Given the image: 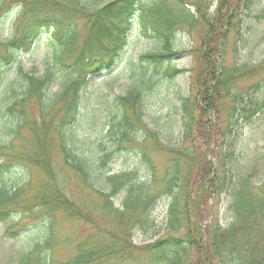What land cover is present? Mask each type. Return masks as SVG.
Listing matches in <instances>:
<instances>
[{
    "label": "rangeland",
    "instance_id": "374dc122",
    "mask_svg": "<svg viewBox=\"0 0 264 264\" xmlns=\"http://www.w3.org/2000/svg\"><path fill=\"white\" fill-rule=\"evenodd\" d=\"M27 1L29 0L7 1L0 35L5 37L9 30L15 34L17 25L21 26L30 21H37L43 27L38 41L28 51L19 55L22 71L39 77L43 75L50 60L51 45L54 43L50 38L49 27L61 21L78 30L83 37L84 21L64 9L45 7L29 11L24 6ZM109 1L112 0H100L99 4L103 5ZM156 1L160 7L168 9L169 16L174 17H179L180 5H186L193 13L195 8L188 5L195 4L200 13L209 19L220 5V0ZM235 2L236 5L230 10L228 3L223 5L224 11L227 13L228 10L231 17L226 29L225 43L219 48L221 56L217 55L219 66L226 73L225 78L233 77L227 83L229 94L218 100L217 104L212 103L210 108L196 112L195 125H191V119L187 124L182 121V104L187 99L185 115L189 119L195 105L193 99L190 97L188 100V97L191 96L192 82L200 69L196 55L205 35L202 21L178 25L173 47L174 50L180 51V54L169 58V61L164 60L167 58H159L156 64L152 59L140 58L145 54L160 52V43L144 36L137 25L133 27L122 61L116 63L112 69L104 66L99 74L101 78H95L91 86L84 91L76 124L70 126L67 131H73L71 142L80 153L87 156L101 153L97 157L98 163L104 164L101 165L100 173L106 171L107 176L135 173L142 183L149 178L148 165H153L160 178L170 159L167 151L173 149L180 150L188 157L194 153L191 159L194 164L198 163V168L202 167L205 157L210 160L211 166L213 164L211 169L215 170L224 160V172L228 179L231 175L241 172L246 174L250 170L254 174L253 181L256 184L264 181V110H254L246 113V120L239 119L235 128H231L235 131L231 142L228 132V121L233 114L229 112L232 93L253 100L264 98L257 87L260 79L264 77V0ZM131 5H134V10L137 11L145 3L142 0H132ZM120 7L116 9L119 10ZM24 9L28 11L26 14ZM118 19L113 21L117 23ZM218 38L215 39L214 45ZM172 69L183 71L171 76ZM150 71L154 73V78L150 84L145 85L141 104L134 107L136 112L143 115V120L135 115L134 110H130L128 121L135 129L149 134L152 138L129 137L116 143L107 132L108 123L122 110L118 107L116 99L138 85V77L141 74H148ZM23 85V76L16 66L9 70L0 85V117L3 118L0 124V187H7L10 194L23 187L19 197L32 211L20 213L18 217L10 215L5 220H0V264H16L21 249L39 239L43 233L44 236L51 237L53 242V249L48 254L54 264L73 260L80 243L89 249L107 248L112 244L113 236L122 239L129 255L125 257L127 264H139L136 261L138 259H141L140 264H144L142 257L138 258L140 248L151 245L167 232L165 222L170 203L168 197L161 195L150 208L149 218L153 224L143 221L136 224L129 221L120 226L118 222H112L101 214L105 203L101 196L103 192H108L114 207L120 208V182L115 179L112 181L118 186L115 193L113 184L102 189L101 184L94 180L92 186H88L82 175L80 177L63 158L56 133H50L46 137L47 158L50 161L48 171L34 167L26 160L29 154L36 152L30 126L33 123L39 124L41 118L37 100L26 98ZM54 90L56 86L52 88V91ZM9 101L18 104L2 108ZM234 105L239 109L243 103L237 99ZM21 114L25 115L27 123L19 127L14 138H9L10 127L14 125L17 115ZM231 119L233 121L235 117ZM3 131L5 134H2ZM185 135L187 139L182 142ZM228 146L232 150L224 159L223 152ZM185 157L187 156H182ZM198 173L196 170L195 177ZM51 186L59 187L67 195L68 201L71 200L86 216L70 218L59 212L56 214L52 236L48 226L51 214L34 203L39 202L41 197L47 198L51 193ZM223 189L215 194L208 193L204 203L196 210L197 214L202 215L203 223L217 220L221 227H226L233 221L226 185ZM155 190L162 188L158 184Z\"/></svg>",
    "mask_w": 264,
    "mask_h": 264
},
{
    "label": "trees",
    "instance_id": "16d2710c",
    "mask_svg": "<svg viewBox=\"0 0 264 264\" xmlns=\"http://www.w3.org/2000/svg\"><path fill=\"white\" fill-rule=\"evenodd\" d=\"M8 0H0V25L4 18V6ZM122 1V7L119 3ZM145 5L135 11L129 0H112L100 5V0H29L24 6L29 11L39 10L45 7L64 9L77 19L84 21V36L70 25L57 22L49 27L52 43V52L43 75L39 77L23 72L19 55L28 51L35 44L40 35L41 27L37 21H30L23 25H17L15 34L11 31L6 38L0 36V85L13 66L18 67L24 80V93L27 99L35 98L39 106L40 123H33L32 130L35 151L26 157V160L34 167H40L48 171L49 159L47 158V136L56 133L59 140V150L63 158L69 162V166L80 177L92 186L95 182L106 189L113 184V193L118 186L112 182H120L119 192L120 208H116L109 195L101 194L104 205L101 214L112 222H118L123 226L124 222H136L140 224L150 220V208L157 202L161 195L168 197L169 208L165 227L167 232L158 237L151 245L140 248L138 258L142 257L144 264H264V181L256 184L253 181L254 174L248 171L227 178L224 172V160L216 170L211 166L210 160L205 161L201 168L194 164L191 157L180 150L168 149L170 159L158 177L154 166L147 167L149 178L140 183L135 173H123L122 175H106L101 172V165L95 153L87 156L80 153L76 145L72 143L73 131L67 132L70 126L76 124L80 114L83 93L99 77L104 66L112 69L116 63L122 61L130 31L135 25L147 38L157 40L161 45L158 53L145 54L141 60L148 58L156 61L159 58L169 61V58L179 55L180 51L174 50L173 40L176 28L183 23L202 21L205 35L201 43L199 53L196 55L200 69L191 86V96L195 105L192 117L185 115L187 99L182 104V121L195 125L196 112L200 113L217 104L218 100L228 95L229 78H225V71L219 66L221 45L226 40L231 14L223 9L225 3L232 9L235 0H220V5L213 16L206 19L200 13L195 4L192 13L186 5H180L178 16H169L168 9L160 7L156 0H143ZM182 1V0H176ZM129 2V3H128ZM31 3V4H30ZM128 3V4H127ZM120 7L119 10L116 8ZM131 7V8H130ZM130 8V9H129ZM28 11L24 9V14ZM227 16V18H225ZM118 19L117 23L113 20ZM181 19V20H180ZM47 23L46 26H48ZM221 31H223L221 33ZM218 38L216 45L215 39ZM217 52V54H216ZM219 54V56H217ZM163 60V61H164ZM141 62V61H140ZM264 69V64H262ZM182 72L172 69L171 76ZM169 73V72H168ZM101 78V77H99ZM154 73L141 74L138 77V85H135L124 96L117 97L118 107L122 108L118 116L108 123V135L119 143L129 137L139 139L152 138L149 134L137 130L128 121V112L135 111V115L142 119V114L135 110V105L141 104L145 85L151 83ZM56 86V90L52 88ZM264 95V77L257 84ZM194 91V92H193ZM229 112L233 113L228 121L230 142L235 136V124L239 119L246 120V113L254 110H264V98L251 99L238 93H232ZM241 100L243 105L236 109L235 100ZM18 103L9 101L2 108L13 107ZM116 117L118 119H116ZM235 117L232 121L231 118ZM0 117V124H2ZM27 123L24 114L17 115L14 125L10 127L9 138H14L19 127ZM5 134V131L2 132ZM142 137V138H140ZM187 139L184 136L182 142ZM50 149V148H49ZM231 147L225 148L223 157H228ZM182 156H187L182 158ZM146 158V155L143 156ZM196 170L199 171L195 177ZM205 171V172H204ZM207 172V173H206ZM162 190H155L158 186ZM226 185L230 198V208L233 213V221L226 227H221L217 220L205 224L202 215L196 210L204 203L206 195L221 192ZM51 193L47 198L41 197L39 202L34 201L35 206L51 214L49 221V234L52 236L56 214L59 212L70 218L86 216L74 206V203L66 198V194L57 186H51ZM23 187L10 194L4 185L0 187V220H5L10 215L20 216V213L31 212L27 203L19 197ZM35 200V198H34ZM156 235V234H154ZM53 249L51 237L42 236L25 245L21 249V255L16 264H54L50 261L48 252ZM124 244L121 238L113 236L112 244L107 248H87L82 243L77 248L76 257L63 264H127ZM138 259L136 261L139 262ZM135 264V262H134Z\"/></svg>",
    "mask_w": 264,
    "mask_h": 264
}]
</instances>
